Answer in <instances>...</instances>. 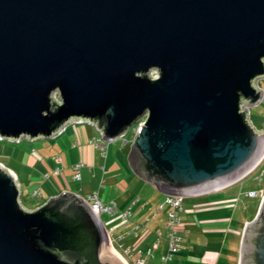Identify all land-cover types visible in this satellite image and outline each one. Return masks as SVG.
Returning <instances> with one entry per match:
<instances>
[{
	"label": "water",
	"instance_id": "obj_1",
	"mask_svg": "<svg viewBox=\"0 0 264 264\" xmlns=\"http://www.w3.org/2000/svg\"><path fill=\"white\" fill-rule=\"evenodd\" d=\"M259 77L264 0H0V139L84 121L111 141L142 119L128 160L163 194L210 192L255 168ZM19 193L0 162V264H125L81 197L27 209ZM238 264H264V193Z\"/></svg>",
	"mask_w": 264,
	"mask_h": 264
},
{
	"label": "rangeland",
	"instance_id": "obj_2",
	"mask_svg": "<svg viewBox=\"0 0 264 264\" xmlns=\"http://www.w3.org/2000/svg\"><path fill=\"white\" fill-rule=\"evenodd\" d=\"M154 74V70H151V75ZM256 82L258 87L264 91V77H259L254 81V83ZM248 110V117L251 124L255 128H260L264 124V100L249 106ZM68 124L69 123L64 125V129ZM64 129L61 131L59 130L60 132L58 131L59 133L57 132L58 134H55L54 137L39 138L32 141H29L25 138H22L19 141L0 139V160L12 167L16 173L21 174V171L23 170L22 172L24 174H28V179L31 176L38 177L42 175L43 178V176L48 175L47 181L44 182V186L56 188V191L59 190L57 187H66L68 185H73L77 190L82 180H75L73 176L70 175L72 170L68 164L64 165L62 162L56 163L53 161L54 163L52 168H46L50 162L49 157L52 150L56 148L55 154H60V156L63 158V163H65L66 160L61 154L60 150L66 148V146H69L70 149L73 148V146H71V142L68 141L70 138L67 137L64 132H62ZM132 130L134 131V129L131 127L128 128L122 137L111 141H106V145L110 146L109 149H111L113 153L114 151L118 150L117 148H119L121 150L118 151H122L125 154V152L129 149L130 140L134 134ZM60 133L63 134L59 136ZM71 139H73V137ZM43 144H47L48 147L45 148ZM33 149H37L41 153L42 160L37 161L33 168H27L25 164L21 162V160L23 159L24 153H28L29 150ZM37 150L33 153H37ZM70 151L71 153H74V149ZM56 157L59 156L56 155ZM55 168L59 170V172L57 171L58 174L54 173ZM82 169L90 171L87 166L83 167ZM29 172H32L33 174L30 175ZM141 182L142 183L138 184L143 188L139 189V192L136 195H140L142 198H144L145 193L150 192L151 189L149 188L152 187L147 185L143 180ZM25 184H21V188L23 187V189L19 193V201L23 207L27 209L36 208L47 199L46 196H43L42 198L32 196L30 191L28 192L27 188L24 189L26 186ZM249 190H259L258 192L260 193H263L264 191V156L262 160L255 166V168L252 169V171H250L238 181L223 187L220 190H214L205 194L191 197L185 196L182 198L180 205L181 211L179 212L181 225H183L182 229L179 231L182 236L180 247L182 243L184 246V253L188 251V254H190H186L184 260H186L187 256H192L194 253L198 254L201 251H204L205 247L218 249L221 246L223 248L222 252L225 260L220 257L218 264L235 263V255L237 254L238 256V245L240 240V236L237 237L235 231L240 229V232H242L244 224L254 217L259 203V196L247 195V191ZM134 197H132L131 200V202H133L131 204L132 209L130 208V217H133L126 221L127 224H119L118 219H115L119 213L117 210L113 215H108L105 213H101L100 215L101 222H103L110 230V240L112 239V246L115 247L117 251L114 248L113 249L119 253L118 255H120L121 258L124 259L126 257V261L129 264H133V258L137 256L138 246L136 247V242H139L142 234L141 231H137L135 235L134 233L129 232L131 226L139 220L144 222L146 226L150 224L149 219L145 217L143 218V216H145L147 213L145 211H148L147 209L142 211L141 218L135 217V214H137V211H139L138 209L140 207V202ZM231 203L232 205H230ZM143 205H145V203H143ZM163 213H165V210H163ZM159 214H161V212H157L154 218L158 217ZM159 217L161 219L165 218H162V216ZM210 218L213 220H205ZM198 222L215 224L217 231L213 232L211 234L213 236L211 237L215 239L218 238V240H208V243L206 244V241L201 238L199 234L194 233V231L200 227V225L197 224ZM157 224H160V222ZM111 227H113V230L110 229ZM157 230L160 231V234L155 233L152 240L157 239L158 245L160 244L162 246L165 241L164 236L166 233L164 222L163 227L161 224L157 226L155 231ZM197 231L201 232L200 229ZM190 248L192 249V252H189ZM154 251L153 258L146 256V264H158V254L157 251ZM125 264L127 263L125 262Z\"/></svg>",
	"mask_w": 264,
	"mask_h": 264
},
{
	"label": "crops",
	"instance_id": "obj_3",
	"mask_svg": "<svg viewBox=\"0 0 264 264\" xmlns=\"http://www.w3.org/2000/svg\"><path fill=\"white\" fill-rule=\"evenodd\" d=\"M62 132H64L66 136L70 138L68 141L71 142V146H73L72 149H74V153H71L70 150L72 149H70L69 146H66V148L61 149L60 152L66 160V162L63 163L62 156H60V154H55L56 151L55 148L54 150L51 151V155L49 157L50 162L48 163V167L46 168L47 169L52 168L54 162L56 163L62 162V164L64 165L68 164L70 169L72 170V173L70 175H73L74 173H78L79 175L78 180L79 181L82 180L78 189L76 190V188H74L73 185H68L66 187L59 186L57 187L59 188V190L56 191V188H51V186H44V182L47 181L48 175L43 176V178L42 175L38 177L31 176L28 179V174H24L22 172L23 170L21 171V174L16 173L15 170L12 169V167L8 166L4 161L0 160V162L4 166L9 168L13 172L16 179L19 181L20 192L23 189V187L21 188V184L23 183L24 184L26 183L24 189L27 188L28 192L30 191V193L33 189H36L39 192V198H42L43 196H46V198L51 196H56L57 194L61 193L60 191L62 190H64L62 192L77 194L82 197H85L87 194L94 191L96 192L97 197L99 198L101 203H103L104 205L110 201H113L116 205L117 211H122L125 209H129L130 211V208L132 209L131 204L133 203L131 202V200L132 197L135 196L134 198H136V200L140 202L139 204L140 207L138 209L139 211H137L135 217L141 218L142 211L144 209H147L148 211H145L147 213L145 216H143V218L145 217L150 221V224L147 226L141 220L134 223V224H142V226L146 228L145 232L141 234V238L139 242H136L137 244L136 247L138 246V248L144 249V247H146L148 244L154 242L156 240V239L152 240L154 234L155 233L160 234V231L159 230L155 231V229L160 224L163 227V222L165 219L163 218L165 217L163 210H158V206L162 205L163 203L165 194L159 192L153 185L145 182L147 185H150L152 187L149 188L151 189L150 192L145 193L144 198H142L140 195H136L139 192V189L143 188L138 184V183H142L141 182L142 180H140V178L137 177L136 173L134 172L132 166L129 163L128 160L129 149L128 151L125 152V154L122 151H118L121 150L119 148H117L118 150L114 151L113 153V151L109 149L110 146L106 145L105 143L104 152H102L101 148L94 143V139L97 138L98 132L95 130L93 126H90L89 124H77V123L68 124L65 127L64 131ZM62 134L60 133L59 136ZM72 137L73 139H71ZM43 146L45 148L48 147L47 144H43ZM36 150L37 149H33V150H29L28 153H24L21 162H23V164H25L27 168L28 167L33 168L34 164L37 161L42 160L41 153L38 150L37 153L35 154L33 153ZM56 155L59 156L58 157L59 160H57ZM75 166L77 167L75 168ZM85 166H87L90 169V171H86L82 169ZM57 171L59 172V170L55 168L54 173L58 174ZM29 174L31 175L33 173L29 172ZM220 189H216V190H220ZM143 203H145V205H143ZM230 205H232V203ZM157 212H161L159 216H162L163 219H161L159 216L154 218ZM130 215H129V219L133 217V216L130 217ZM205 220L209 221L213 219L210 218ZM158 222H160V224H157ZM197 224L200 225L198 229H200L201 232H198L197 229L196 231H194V233L199 234L200 237L206 241V244L208 243V240H218V238L215 239L211 237L213 236L211 234L217 231L215 224L201 223V222H198ZM105 229L106 231L109 232V228L107 226ZM110 229L113 230V227H111ZM235 233L237 237H239L241 235L240 229L236 230ZM145 244L147 245L144 246ZM165 247H166V241H164L162 246L159 244L158 247L154 249L155 251L153 250L154 252L157 251L158 260H159V256L164 252ZM222 251L223 248L221 246L218 249L205 247L204 251H201L198 254L194 253L192 256H187L186 260H184V257L186 256V254H188V251L184 253V246L181 243V247L179 251L176 252V254L173 256L171 260V264H218L220 257L223 260H225ZM189 252H192L191 248ZM151 257L152 258L154 257L153 252ZM135 258H133V260ZM142 258L144 259V262H146V256L145 258L144 256ZM236 261L238 264L237 254L235 255L234 264H236ZM126 263L129 264L128 262Z\"/></svg>",
	"mask_w": 264,
	"mask_h": 264
},
{
	"label": "built area",
	"instance_id": "obj_4",
	"mask_svg": "<svg viewBox=\"0 0 264 264\" xmlns=\"http://www.w3.org/2000/svg\"><path fill=\"white\" fill-rule=\"evenodd\" d=\"M154 73H155V70H154ZM150 75H151V73H150ZM255 85H256V83H255ZM261 100H264V92L262 90H261L260 101ZM248 112H249V110L247 108V115H248ZM141 122H142V119H139L131 126V128L134 129V132L136 131V129L139 128ZM70 123L88 124L84 121H71V122H69V124ZM250 124H251V122H250ZM253 128L257 132L264 134V124L260 128H255L254 126H253ZM63 129H64V126L60 128V131ZM58 133H56V134H58ZM123 135H124V133L122 135H120L118 138L122 137ZM20 139H22V138H20ZM105 140L106 139H104L100 133H98L97 138L94 139V143L101 148L102 152H104ZM57 160H59L58 157H57ZM76 167L77 166H75V168ZM73 178L78 179L79 178L78 173H74ZM31 194H32V196L36 197L39 195V192L35 189L31 192ZM247 195L248 196H254V195H256V192L248 191ZM182 198H183V196H181V195L165 194L162 205L158 206V210H165L164 228L166 231L165 236H164L165 241H166V247H165L164 252L160 256V264H169V261L172 259L173 254L178 252L180 249V242H181L182 238H181V235L179 234V231L182 229V225H181V219L179 217V211L181 210L180 205H181ZM82 199L91 206L93 212L97 216L101 213L113 215L116 211V206H115V203L113 201H110L107 204L103 205L98 200V197L94 191L90 192L89 194L86 195V197H84ZM129 213H130L129 210L125 209V210L119 212L117 214V216L115 217V219L116 218L118 219L119 224H126V221L128 220ZM145 230H146V228L144 226H142V224H134L131 226V229L129 232H132L135 235L137 233V231H141L142 233H144ZM157 247H158V240L156 239L154 242H152L150 244V247L146 249V252H145L146 254L144 252H142L140 248H137L138 249L137 250V256L133 260V264H146L144 262V259L142 258L143 256H141V254L144 253V258H145V256H147L149 254L148 252H150V249H155ZM126 251H127V249H126Z\"/></svg>",
	"mask_w": 264,
	"mask_h": 264
},
{
	"label": "clouds",
	"instance_id": "obj_5",
	"mask_svg": "<svg viewBox=\"0 0 264 264\" xmlns=\"http://www.w3.org/2000/svg\"><path fill=\"white\" fill-rule=\"evenodd\" d=\"M258 79V78H257ZM256 79V80H257ZM256 85H257V82H256ZM258 86V85H257ZM259 88V87H258ZM263 91V90H262ZM264 92V91H263ZM260 102V101H259ZM250 120V119H249ZM54 137V136H53ZM21 140V139H20ZM106 141L107 140H105V142H104V144L106 143ZM263 158V157H262ZM262 160V159H261ZM260 160V161H261ZM259 161V162H260ZM73 176V175H72ZM79 179V178H78ZM78 179H75V180H78ZM249 191H253V190H249ZM259 190H257V191H254V192H256V196H259V198L262 196V194L264 193V191H263V193H260V192H258ZM248 192V191H247ZM96 193V192H95ZM260 193V194H259ZM259 194V195H258ZM77 195V194H76ZM97 195V194H96ZM78 197H81V198H84V197H82V196H80V195H77ZM86 197V196H85ZM99 200V199H98ZM100 201V200H99ZM101 202V201H100ZM103 204V203H102ZM104 205V204H103ZM116 206V205H115ZM123 211V210H122ZM119 212H121V211H119ZM100 215L101 214H99L97 217H98V219L100 220ZM128 219H129V216H128ZM100 222H101V220H100ZM102 223V225L104 226V228H106V226H105V224L103 223V222H101ZM127 224V223H126ZM134 225V224H133ZM105 231H106V229H105ZM109 232H110V230H109ZM108 231H106V233H107V235H108V241H109V244L112 246V239L110 240V238H111V236H110V233H109ZM181 238H182V236H181ZM152 243V242H151ZM150 243V244H151ZM113 247V246H112ZM116 251H117V249L115 248V247H113ZM118 253V252H117ZM119 254V253H118ZM124 256V255H123ZM132 256V255H131ZM130 256V257H131ZM125 257V256H124ZM125 259V261H126V257L124 258ZM127 262V261H126ZM133 262V261H132Z\"/></svg>",
	"mask_w": 264,
	"mask_h": 264
},
{
	"label": "trees",
	"instance_id": "obj_6",
	"mask_svg": "<svg viewBox=\"0 0 264 264\" xmlns=\"http://www.w3.org/2000/svg\"><path fill=\"white\" fill-rule=\"evenodd\" d=\"M132 132L134 133L133 130H132ZM33 190H35V189H33ZM33 190H32V191H33ZM32 191H31V192H32ZM31 195H32V194H31ZM36 197H39V195L36 196ZM129 212H130V211H129ZM129 215H130V213H129ZM149 247H150V244H148L146 247H144V249H141V251L145 253V252H146V249L149 248ZM153 250H154V249H150V252H148L149 254L147 255L148 257L152 258L151 256H152V252H153ZM144 253L141 254V255L144 256ZM145 254H146V253H145ZM175 254H176V253H174L173 256H174ZM139 256H140V255H139ZM160 256H161V255H160ZM160 256H159L158 264H160ZM173 256H172V258H173ZM171 260H172V259H171ZM171 260L169 261V264H171Z\"/></svg>",
	"mask_w": 264,
	"mask_h": 264
},
{
	"label": "bare ground",
	"instance_id": "obj_7",
	"mask_svg": "<svg viewBox=\"0 0 264 264\" xmlns=\"http://www.w3.org/2000/svg\"><path fill=\"white\" fill-rule=\"evenodd\" d=\"M108 243H109V241H108ZM109 245H110V244H109ZM115 252H116V251H115ZM116 253H117V252H116ZM117 254H118V253H117ZM119 256H120V255H119ZM121 259L124 261V263L126 262L125 259H123V258H121Z\"/></svg>",
	"mask_w": 264,
	"mask_h": 264
}]
</instances>
